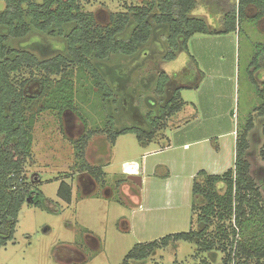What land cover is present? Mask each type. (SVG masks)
<instances>
[{"label":"rangeland","instance_id":"1","mask_svg":"<svg viewBox=\"0 0 264 264\" xmlns=\"http://www.w3.org/2000/svg\"><path fill=\"white\" fill-rule=\"evenodd\" d=\"M80 1L98 25L107 26L111 15L125 13L128 8L145 5L150 0ZM256 12L254 7H249L247 18L239 22V30L229 35H194L187 44V51L179 48L172 61L164 60L168 50L167 26L153 25L149 41L140 45L134 55L111 54L94 64L115 97L103 98L90 72L71 66L72 69L66 71L73 75L77 96L75 109L61 116L51 111L36 113L43 103L39 93L42 73L26 68L20 70L15 75V83L28 80L29 92L37 93L28 111V114L38 115L32 128L30 157L22 173L31 201L26 200L18 212L12 240L0 248V264H120L134 244L150 243L164 236L161 227H156L152 235H141L144 233L138 214L132 212L139 203V190L121 175V163L140 152L136 136L124 134L111 148L107 131L108 126H113L114 130L149 131L152 121L159 118L161 108L175 104L180 88H185L180 93V117L168 122L172 132L176 127L181 130L176 139L177 136L187 139L216 137L231 131L241 133L247 120H253L245 159L264 210V118L254 112L260 101L247 74L255 46L264 45V18L251 21ZM192 16L205 20L210 28L220 27L219 16L210 8L198 6ZM129 32L130 28L124 37ZM46 37L50 38L47 39L50 51L45 49L47 42L38 43L34 31L27 38L9 40L7 46L29 51L40 60L64 53L61 37ZM188 55L198 61L199 67L189 64ZM160 73L167 78L162 94L157 96L154 89L159 86ZM51 78L58 80L60 76ZM256 79H264V70L257 73ZM108 120H112V125ZM229 149V138H222L221 152L231 159ZM125 168L128 171L129 166ZM232 168L228 162L222 169L209 171V174L222 175ZM66 177L71 179L75 199L87 193L100 198L90 196L68 205L57 196L60 180H68ZM219 187L218 192L222 193ZM104 194L108 198H101ZM199 207L193 214L195 232L200 230L197 225ZM169 227L168 231L172 232L188 230L186 225L177 222ZM233 228V217L219 219L214 216L200 237L201 241L214 244L213 251L201 250L196 241H171L167 246L154 249L145 260L131 264H222L227 252L226 247L225 251L221 247L222 244L229 246ZM237 228L240 233L235 240L249 238L250 232ZM222 232L227 235V243ZM74 251L80 255L73 254Z\"/></svg>","mask_w":264,"mask_h":264},{"label":"trees","instance_id":"2","mask_svg":"<svg viewBox=\"0 0 264 264\" xmlns=\"http://www.w3.org/2000/svg\"><path fill=\"white\" fill-rule=\"evenodd\" d=\"M0 4L3 5L0 9V248L12 240L18 212L26 200L29 203L31 201L29 187L22 173L30 157L36 113L51 111L61 116L75 109L77 96L73 75L66 70H71V66L87 69L101 96L115 97L94 64L102 62L111 54L134 55L140 45L149 41L153 25L167 26L168 50L164 60L172 61L176 50L182 47L187 51L189 39L196 34L220 36L239 30V22L247 18L249 7L257 10L251 21L257 22L264 18V0H150L145 5L128 8L125 13L111 15L107 26L98 25L94 16L82 8L80 0H0ZM198 6L210 8L213 14L219 16L218 29L210 28L205 20L192 16ZM67 27L70 29L66 32ZM129 28V34L124 37ZM33 31L36 32L38 43L47 42L45 49L49 51L51 48L47 39L50 38L46 36L61 37L65 45L64 53L40 60L29 51L7 46L9 40L27 38ZM188 57L189 64L198 67L195 59ZM23 68L42 73L41 89L38 91L43 103L36 113L28 114V111L37 99V93L29 92L28 80L14 81L15 75ZM262 70L264 45L258 44L247 74L260 101L254 112L264 118V79H256L257 73ZM56 76H60V79L51 78ZM166 78V74H159L160 83L154 89L157 96L162 94ZM183 89L177 90L175 104L161 108L159 118L152 121L149 131L136 128L114 130L113 126H108L107 135L111 145L117 137L128 133L134 134L139 142L151 139L182 107L180 92ZM108 121L112 125V120ZM253 126L254 122L249 118L244 130L236 132L232 169L222 175H207L200 171L194 177L191 225L195 209L200 206L197 217L200 230L195 232L191 229L186 233L167 235L150 243H136L120 264L143 261L154 249L167 246L171 241H196L201 250L213 251L214 244L201 241L200 237L214 216L219 219L233 217L234 222L229 246L222 244L221 247L223 251L226 247L227 252L222 264H250V260L255 261L253 264H264V210L260 206L258 187L249 176L250 166L245 159L249 148L247 137ZM262 126L264 128V123ZM97 174H100V170ZM217 187L222 193L218 192ZM57 196L67 203L71 201V186L63 179L59 183ZM237 227L250 232L249 238L235 240L240 233ZM222 235L227 243L226 233L222 232Z\"/></svg>","mask_w":264,"mask_h":264},{"label":"crops","instance_id":"3","mask_svg":"<svg viewBox=\"0 0 264 264\" xmlns=\"http://www.w3.org/2000/svg\"><path fill=\"white\" fill-rule=\"evenodd\" d=\"M180 114L181 110L171 116L165 126L159 129L151 139L141 142L136 139L140 152L133 159L125 160L121 163V175L123 178L127 180L129 175L141 177V187L135 185L139 190V203L136 207H133L132 212L138 214L137 219L144 233L141 235L144 237L145 235H152L156 227H161L165 234L164 236L186 233L193 229L191 225V188L194 177L200 171L211 175L209 171L220 170L228 162L231 163V166L234 164V144L236 139L234 131L223 133L216 137L212 135V137L187 139L177 136L176 139V135L181 130L174 126L176 128L172 132L168 122L175 119V117H180ZM121 136L116 138L111 148L115 146ZM225 137L229 138L231 159L221 152V139ZM215 145H217V150H215ZM104 158L107 161V157L104 156ZM126 166H129L128 171H126ZM127 181L130 182L129 180ZM65 182L71 186V201L67 203L68 205L72 201H80L90 196L96 199L100 198L87 193L84 194V197L77 200L73 194L71 179L65 180ZM106 191L108 190L105 189ZM105 194L101 198H108ZM116 202L119 203L118 201ZM172 222L186 225L188 230L185 232L168 231ZM138 243L142 244L143 242ZM73 254L80 255L77 251H74Z\"/></svg>","mask_w":264,"mask_h":264},{"label":"water","instance_id":"4","mask_svg":"<svg viewBox=\"0 0 264 264\" xmlns=\"http://www.w3.org/2000/svg\"><path fill=\"white\" fill-rule=\"evenodd\" d=\"M127 180L134 183L136 186L141 187V177L135 176V175H129L127 176Z\"/></svg>","mask_w":264,"mask_h":264},{"label":"flooded vegetation","instance_id":"5","mask_svg":"<svg viewBox=\"0 0 264 264\" xmlns=\"http://www.w3.org/2000/svg\"><path fill=\"white\" fill-rule=\"evenodd\" d=\"M91 184V183H90Z\"/></svg>","mask_w":264,"mask_h":264}]
</instances>
